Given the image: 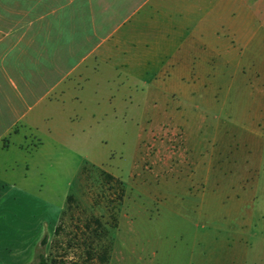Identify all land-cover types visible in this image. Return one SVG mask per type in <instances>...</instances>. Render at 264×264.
<instances>
[{
  "label": "rangeland",
  "instance_id": "1",
  "mask_svg": "<svg viewBox=\"0 0 264 264\" xmlns=\"http://www.w3.org/2000/svg\"><path fill=\"white\" fill-rule=\"evenodd\" d=\"M221 1L181 14L208 20L199 37L215 51L224 40L221 56L192 50V27L159 40L140 9L101 57L83 59L86 44L56 58L53 90L0 91L2 127L20 117L0 139V264H35L39 252L48 264H193L197 241L204 262L223 246L233 264L235 217L220 219L223 237L209 232L233 213L218 201L237 198L254 204L250 242L264 264V18L245 24L238 0L179 4Z\"/></svg>",
  "mask_w": 264,
  "mask_h": 264
},
{
  "label": "crops",
  "instance_id": "2",
  "mask_svg": "<svg viewBox=\"0 0 264 264\" xmlns=\"http://www.w3.org/2000/svg\"><path fill=\"white\" fill-rule=\"evenodd\" d=\"M181 1L183 0H0V91L8 87V89L18 91V95L25 99L40 84L45 88L50 86L49 90L50 88L53 90L54 85L52 86L50 80L48 81V77L58 69L60 70L58 66L60 63H55L56 58L62 59L66 56L64 53L76 55L74 53L80 48L84 50L86 44H90V47L89 52L83 54V59L101 57L102 50L107 43L119 42V40L121 42L120 34L123 27L140 9L142 11V15H139L141 22L152 28L156 27V34L153 33V35L159 40L166 43L176 42L183 32L186 31L189 34V27H192L190 34L193 37L190 36V38L195 39L192 43V50L199 46V49L206 54L216 52L221 56L226 49L224 40H222V50L215 51L205 45L199 37L198 31L206 26L208 20L190 18L182 22L181 14L183 10L192 14L196 11L214 9L223 5L224 1H221L220 5L211 3L207 7L191 2V6L186 9L181 8L179 4ZM238 1L244 11H251L248 12L249 17L246 15L244 18L245 24H249L251 19L260 21L264 18V0ZM151 11L158 17L156 21L150 16ZM183 24L187 28L182 29ZM201 31H206V27ZM245 37V34L238 33L236 30L232 34V38L237 41ZM63 44L67 45L65 51L62 49ZM119 51L118 48L117 53ZM25 60L29 61V70L22 68ZM194 70L198 71L197 68ZM177 84L184 89H191L190 99L195 98V90L198 88L189 84L188 77L179 76ZM12 101L9 97L6 102L9 109L13 107ZM4 119L5 117H0V139L13 133V127L20 117H12L11 123L6 128L1 125ZM230 203L225 204V202L218 201L217 211L223 212L229 208V211L232 210L230 212L233 213H231L232 216H224L221 213V216L217 217L219 227L210 226L209 234L223 237L224 234L229 233V229L221 225L224 222L220 219L229 218L233 221L235 217L238 226L232 230L237 229L238 243L234 249L236 251L233 264H256L258 256L253 253L250 242L254 230V204L251 201L250 205L249 201L247 205L245 199L240 198L232 199ZM207 212L210 213L209 209ZM247 235H249L248 238ZM198 245L197 241L194 247L196 253L195 258L192 259L193 264H230L229 260L220 258L218 254V252H223V246L213 248V250L206 247L207 252L211 254L204 262L206 249L199 248L198 250Z\"/></svg>",
  "mask_w": 264,
  "mask_h": 264
},
{
  "label": "trees",
  "instance_id": "3",
  "mask_svg": "<svg viewBox=\"0 0 264 264\" xmlns=\"http://www.w3.org/2000/svg\"><path fill=\"white\" fill-rule=\"evenodd\" d=\"M43 245L46 244V237L42 240ZM37 261L35 264H48L47 259L45 258V255L42 252H39L36 257Z\"/></svg>",
  "mask_w": 264,
  "mask_h": 264
}]
</instances>
